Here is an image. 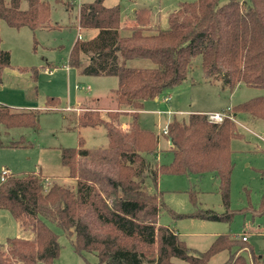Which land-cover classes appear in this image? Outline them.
Here are the masks:
<instances>
[{
	"label": "trees",
	"instance_id": "16d2710c",
	"mask_svg": "<svg viewBox=\"0 0 264 264\" xmlns=\"http://www.w3.org/2000/svg\"><path fill=\"white\" fill-rule=\"evenodd\" d=\"M104 2L80 6L79 28L96 33L76 40L68 63L86 75L118 77L114 98L122 110L130 111L129 126L122 127L120 117L126 112L120 110H109L104 118L98 109H86L76 117L79 128L104 126L109 143L90 150L80 136L77 147L61 148L62 163L76 180L74 187L56 180L48 183L40 172L12 173L0 180V209L8 210L29 234L0 243V264H53L60 252L58 232L77 253L96 254L99 264H181L175 258L187 264H210L223 250L229 256L222 264H248L242 253L246 249L251 251L252 264H264L263 256L242 236L220 234L203 252L189 247L176 230L160 223L165 207L162 194L150 193L144 177L147 173L156 183L161 174L212 172L227 211L198 209L187 216L232 221L236 212L230 199L231 142L240 136L236 115L248 112L264 119V95L226 109L230 116L221 122L211 121L206 113L173 116L166 134L173 155L169 163L147 160L145 154L158 157L160 135L139 121L145 102L181 85L198 55L211 82L220 81L231 90L239 83L264 87V0L182 1L168 13L166 28L150 25L152 10L146 7L135 10L132 26L122 27L120 5L109 7ZM50 16L47 0H0V19L12 28L29 27L33 32L55 28ZM84 56L89 58L86 64ZM134 59H149L154 66L128 65ZM10 63V51L0 48V78ZM32 70L37 79L40 69ZM61 102L58 96H47L44 106L56 109ZM39 113V109L11 110L0 104V123L8 129L36 127ZM248 209L264 216V196L258 207Z\"/></svg>",
	"mask_w": 264,
	"mask_h": 264
},
{
	"label": "rangeland",
	"instance_id": "374dc122",
	"mask_svg": "<svg viewBox=\"0 0 264 264\" xmlns=\"http://www.w3.org/2000/svg\"><path fill=\"white\" fill-rule=\"evenodd\" d=\"M47 1L51 4L50 23L57 25L55 28L46 27L33 32L29 27H9L0 19V48L11 53V63L1 73L0 104L8 105L11 110H40L36 127L8 129L0 123V141L4 144L0 145V173L3 168L10 169L11 173L40 172L48 177V183L56 180L74 187L76 180L69 177V168L62 163L61 148L77 147L80 136L84 138L85 148L90 150L106 148L109 139L104 126L79 128L76 117L85 110L72 109L69 105H83L90 107L89 109H93V106L111 108L110 110L120 108L117 107L115 98L113 99L119 79L117 76L86 75L81 69L67 67L70 50L79 33L81 32L83 39L91 38L95 34L91 29L79 30L77 21L80 6L93 0ZM182 1L195 0H105L104 4L109 7L120 5L122 27L132 26L135 23V10L146 7L152 10L150 25L166 28L168 13L176 9ZM26 6L27 3L24 2L23 7ZM86 61L84 56L85 64ZM47 62L52 64L51 72H48ZM128 65L154 66L149 59L129 60ZM33 67L40 69L37 79L33 76ZM76 85L81 87L77 88ZM185 86L190 88H187L185 96L181 95L180 109L186 113L177 114L179 118L196 109L209 113L223 112L251 98L264 95L262 86L239 83L231 90L223 87L220 81L211 82L203 74L200 55L192 60L188 77L177 90L182 92ZM175 89L160 94L156 101H146L139 114L141 126L160 135V151L157 153L159 159L157 160V156L145 154L147 160L153 164L169 163L173 157L168 150L170 141L163 130L173 119V115L167 112L171 106L167 95ZM47 96L60 97L62 102L57 105V110L46 109L44 104ZM92 100L96 102L93 103ZM99 111L106 118L107 111ZM129 113L127 111L121 115L122 127L129 126ZM236 122L240 136L233 138L231 142L234 169L231 175L230 199L231 209L236 212L232 221L187 216L198 209H211L219 214L227 211L219 180L212 172L161 174L156 183L146 173L145 183L150 193L160 191L162 194L165 207L160 212V223L176 230L187 245L197 252L206 251L217 235L231 234L238 238L247 235L248 244L264 259V216L253 215L252 210L248 209L251 205L258 207L264 196V119L248 112H239ZM12 142L20 144L11 146ZM51 227L57 230L55 225L51 224ZM20 232V224L13 215L6 209L0 210V243L8 238L23 237ZM58 233L60 252L53 264H99L96 254L77 253L70 240L62 232ZM244 251L243 255L248 264H252L251 251ZM228 256L229 252L223 250L214 255L209 263L222 264ZM173 260L187 264L176 258Z\"/></svg>",
	"mask_w": 264,
	"mask_h": 264
},
{
	"label": "crops",
	"instance_id": "0c3cea01",
	"mask_svg": "<svg viewBox=\"0 0 264 264\" xmlns=\"http://www.w3.org/2000/svg\"><path fill=\"white\" fill-rule=\"evenodd\" d=\"M153 16V15H152ZM152 16H151V18H152ZM122 24V23H121ZM128 26H131V25H128ZM39 30H44V28L43 29H39ZM79 30H81L80 28H79ZM96 33V31H94V30H92V33ZM95 35V34H94ZM93 35V36H94ZM79 36H81L80 38H82L83 39V37H82V34H81V32L79 33ZM79 36H78V38H79ZM92 36V37H93ZM77 38V39H78ZM86 57V63H88V61H89V58L87 57V56H85ZM50 66V67H49ZM51 66H52V64L51 63H49V62H47L46 63V67H47V69H49L48 70V72H51ZM67 67L68 68H73L69 63H67ZM98 76H102V77H108L109 75H98ZM181 85H178L177 87H175L176 89L174 90V91H172L169 95H167V97H170V101H171V106H170V109H167V112L169 113V114H171V115H173V116H175V115H177V114H185L186 113V111L185 112H182V110L180 109L181 108V105H180V98H181V95H184L185 96V94H186V91H187V88H190V86H185L184 87V89L185 90H183L182 92L180 91V90H177V88H179ZM76 87H77V85H76ZM89 88V87H88ZM173 90V89H172ZM113 99H114V95H113ZM158 98H155V99H153V101H156ZM165 99H166V97H165ZM93 101V103L94 102H96V100H92ZM98 101H101L100 100V98H98ZM97 101V102H98ZM70 106V108H72V109H83V110H86V109H89L90 107H86V106H83V105H78L77 107H75V106H72V105H69ZM117 107H119L118 105H117ZM53 109H55V108H53ZM58 108H56L55 110H57ZM93 109H100V110H106V111H109L111 108H103V107H99V106H93ZM29 110H31V109H29ZM63 110H71V109H63ZM112 110H120V111H122V112H126L125 110H122V109H120V108H112ZM178 111H181V112H178ZM196 111V112H195ZM195 111H191V112H187L188 114L189 113H209L208 111H200V109H196ZM101 112V111H100ZM157 112H159V110H157ZM213 112H217V111H213ZM79 114V113H78ZM172 116V117H173ZM126 119H128V117L126 118ZM127 121V120H126ZM158 151H160V150H158ZM159 158V156L157 157V159ZM10 170V169H9ZM12 174V173H11ZM0 210H2V209H0ZM20 234H22V236L23 237H27V236H29V234H27L26 232H24V230H23V228L21 227V225H20ZM25 235H24V234ZM180 235V234H179ZM21 236V235H20ZM218 236V235H217ZM216 236V237H217ZM233 236H235V237H238V236H236V235H233ZM243 236V235H242ZM247 236V235H246ZM215 237V238H216ZM241 237V236H240ZM248 237V236H247ZM249 241V238L247 239V242ZM190 247V246H189ZM192 248V247H191ZM243 252H245V251H243ZM242 252V253H243Z\"/></svg>",
	"mask_w": 264,
	"mask_h": 264
},
{
	"label": "built area",
	"instance_id": "2783aa9c",
	"mask_svg": "<svg viewBox=\"0 0 264 264\" xmlns=\"http://www.w3.org/2000/svg\"><path fill=\"white\" fill-rule=\"evenodd\" d=\"M81 36H79L80 38ZM81 86L77 85V88H80ZM168 99H170V97H167ZM228 110H230V108H228ZM230 113L228 111H223V112H211V113H208V118L211 120V121H215V122H221L224 120V118L230 116L229 115ZM126 125V124H124ZM163 133L164 134H167L168 133V126H166V128L163 130ZM11 174L10 170L9 169H6V168H3V170L1 171L0 173V179L1 180H4L6 179L9 175ZM243 240H247L248 237L246 235H243L242 236Z\"/></svg>",
	"mask_w": 264,
	"mask_h": 264
}]
</instances>
